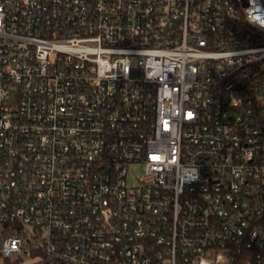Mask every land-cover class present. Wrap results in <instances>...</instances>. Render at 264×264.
<instances>
[{"label": "built area", "instance_id": "2783aa9c", "mask_svg": "<svg viewBox=\"0 0 264 264\" xmlns=\"http://www.w3.org/2000/svg\"><path fill=\"white\" fill-rule=\"evenodd\" d=\"M12 256L264 264V0H0Z\"/></svg>", "mask_w": 264, "mask_h": 264}, {"label": "rangeland", "instance_id": "374dc122", "mask_svg": "<svg viewBox=\"0 0 264 264\" xmlns=\"http://www.w3.org/2000/svg\"><path fill=\"white\" fill-rule=\"evenodd\" d=\"M131 172L133 173L134 176H139L143 173V168L142 167L133 168ZM0 263L1 264H35V260L34 258L26 259L23 258L22 256L21 257L12 256L8 261L0 259Z\"/></svg>", "mask_w": 264, "mask_h": 264}, {"label": "trees", "instance_id": "16d2710c", "mask_svg": "<svg viewBox=\"0 0 264 264\" xmlns=\"http://www.w3.org/2000/svg\"><path fill=\"white\" fill-rule=\"evenodd\" d=\"M1 264V263H0Z\"/></svg>", "mask_w": 264, "mask_h": 264}]
</instances>
